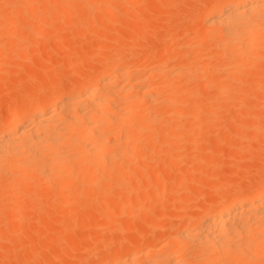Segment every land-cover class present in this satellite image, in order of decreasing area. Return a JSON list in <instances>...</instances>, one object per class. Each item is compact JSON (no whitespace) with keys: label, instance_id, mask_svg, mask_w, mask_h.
<instances>
[{"label":"rangeland","instance_id":"obj_1","mask_svg":"<svg viewBox=\"0 0 264 264\" xmlns=\"http://www.w3.org/2000/svg\"><path fill=\"white\" fill-rule=\"evenodd\" d=\"M2 1L3 0H0V2ZM8 1H10V3H15L17 1L22 2V0H7V2ZM45 1L46 0H36L38 3L37 7H39V2L43 4ZM118 1L120 2L121 0ZM137 1L134 0V2ZM139 1V5H136L137 7L134 6V3L130 5L136 7L139 13L135 12L137 11L136 8L134 9V7H130L128 4L127 6L123 5L124 7H117L118 10L112 9L111 12L104 4L106 9L103 6L104 11L101 10L96 16V19L94 18L91 22L85 21V23L83 21V19L85 20V13L82 11V15L80 10L77 12H80L79 14L81 15L76 12L71 13L69 7L72 6H70L71 4L68 6V2L65 4V7L68 12L67 14H71L72 18L68 20V24H66L68 31L65 30V32L64 30H59L60 26L58 22L55 21L57 17L59 18V15H51L56 13H54V11L57 10V7H60L59 5L62 0L60 2L59 0H53L55 6L53 3H50V6H54V9H50L48 14L49 16L51 15L50 19L52 16L53 18L51 22H49V26H42V29L39 28L36 30L38 25L39 27L41 26L38 16H36L37 19L35 16H32L33 18H30L29 21L26 20L27 22L21 19L20 22L18 21L17 24H14L15 26L8 25L11 24V20L9 19L5 21L4 24H1L2 26H6L0 29V52L2 49L4 51H2L4 54L0 58V119L7 117L15 100H22V98L26 99L32 91H34L31 93L32 96L39 97L40 94L41 96L43 95L42 87H45V85H51L53 89L57 90L64 86L65 82L68 80L80 81L83 80V78H88L93 68V70H99L102 69V67L104 69L109 65L108 63H110L109 60H111L113 52L115 54V52L118 51V48H116L117 51L113 50L114 46L120 45L118 53H123L125 49V52L130 51L132 55L130 62H133L134 64L132 63V65L134 66H144L149 64V62L150 64L151 62L152 64L158 63L160 58L163 57L161 55L162 51L165 53L167 50L170 55H178L175 59H170L167 62L168 64H164V67H171L172 64L174 65L176 63L184 65V63L189 62L188 59L191 57L190 54H193L192 58L197 56V58H195L197 61H203L206 57L205 52L209 54V52L213 51L216 47L215 38H205L206 40L203 45L201 44L202 46L198 45L199 43L197 42L195 44L189 43L188 38L196 34V31L199 33L202 28H206V25L203 26L205 24L203 19L205 18V9L207 7L209 9L214 7L210 6L214 3L216 6H219L218 3L220 1V4L222 5L223 3L224 5L223 0ZM174 1L176 5H172ZM224 1L226 2L227 0ZM56 4H58V6H56ZM129 12L131 13L129 14ZM76 14L80 17L82 16V19ZM109 15L111 18L108 17ZM49 16L46 17V20H49ZM76 16L78 19H74ZM146 16L147 20L144 18ZM9 18L11 19V16ZM135 18H140L139 22L138 19L136 21ZM79 19L82 22H76V20ZM73 20L75 23L81 25L78 26L75 23L73 25ZM69 21H71L72 24H70ZM28 22L29 26H24ZM82 23L84 25H82ZM9 26H11V28H9ZM76 26H78V28L73 29V27ZM144 28L146 29L145 31ZM57 31H62V34L64 33V35H60L59 39L56 38V34H58ZM16 32L19 36L25 33L26 39L24 35L19 37ZM78 32H80L79 35L81 36H77ZM13 33L17 36H13ZM59 33L61 34V32ZM72 33L73 35L76 33L75 37L71 35ZM172 35H175V38L171 41ZM69 36L73 37V41L70 42L71 39H68L70 38ZM22 38L25 41H23ZM114 38H118L119 45L114 44V40H112ZM103 46H105L104 49L106 50H101ZM65 49L67 50L66 52H64ZM202 49L204 51H202ZM5 50H7V52H5ZM199 50L200 52H198ZM99 51H101V53H108L110 56L106 55V57L110 59L108 60L106 58L107 60L104 59L101 60V62H96L95 60L98 56L95 52L100 53ZM110 51L112 53H109ZM150 53H153L151 54V58H149ZM185 53L190 54L186 55ZM257 54L258 55H254V59L251 58L250 62H246L244 67H242L244 69H242V72L244 71L241 73L242 76L240 75L239 78V75L223 76L222 80V77L217 76L218 79L216 82H218V84L215 83L214 85L216 86L212 85L210 88H206L207 90L204 92H197L200 82H197L196 77L199 79V77H203L207 75V73L215 76L217 75L215 70L209 72L203 69H192L193 76L189 74L192 78L195 77V80L194 78L192 80V84L190 80L187 81L189 83H184L188 75L187 73L183 74L185 79L181 81L184 82H181L183 83L182 87L174 92V97H178L179 99L184 98L185 104L181 105L182 109H180L179 106V109L177 108L178 112L175 114L171 112L170 115L169 112L165 113L166 119H163L165 121L161 120V126L158 125L160 123L157 124L161 127L158 129L162 130L160 133L158 131L159 134L154 131L153 134L151 132V135L149 134L147 135L148 137H146L151 144L153 143L159 149L155 148L157 150L151 152L147 144L146 147H144L145 144H141L142 148L140 146L139 148L141 149L138 148V151L134 152L136 157L133 155L121 166L123 172H127V170H130L129 167H132L131 171L128 172L129 174H126L127 180H130V182L127 181L125 185L126 190L134 195L133 198L135 199L131 200V202H126L124 204L126 197L123 193L117 191L119 190V183H117V177L115 181H113L114 176H116L113 175V182H110L108 191L112 194L113 198L110 197L108 200L100 201L97 205L98 208L95 209L96 214L94 212V215L97 217H91L92 219L87 222L86 225L80 224L82 228L79 227L80 225L77 223L79 220L78 216L81 214V209L84 206L95 202V192L99 190L96 186L89 192V195L88 193L85 195L88 200L83 197L82 200L85 202L84 204L81 202L83 206L80 204L76 207L71 196H69L70 199L69 197L68 199L66 198L68 205L65 213L62 215H58L55 211V207L58 205L59 195L55 197V195L52 194L51 187L41 188L43 191L42 194L44 195L43 199L46 202L49 201L48 204L45 202L41 204L39 201L36 204L37 206H35L33 200L27 196L31 201H29L28 198H24L26 201L28 200L27 202L24 200L19 201L21 206L18 213L11 212V205H13L11 202L8 203L9 205L7 206L4 205L2 209H0V264H77V262L79 264V260L81 259L85 262L88 261L86 264H99L105 261L106 255L109 252L108 250L116 248L117 245L124 244L128 240L133 241L135 244H139L141 235L147 238L153 237V240L149 243V245L152 244L153 248L148 245L145 249L152 248L155 250L164 249V251H169L175 245V239L173 237V235L176 234L175 232L181 230V227L185 228L186 225H183L187 221V223L193 221V229H197L195 224L198 225L200 222H203V220L209 219L211 214L222 204H220V202L225 198L222 196L232 195L233 193L235 195V193L237 194L243 191V189L256 190L263 185L264 49L263 51L259 50ZM86 55L88 56L87 59H91L90 61L88 60L89 62L86 59ZM135 55L136 60L133 57ZM144 55L145 57H143ZM202 55L205 57H201ZM77 56L82 59L85 56L83 65L81 64L80 66L79 62V67L78 63L75 64V62L81 60L80 58L78 60ZM186 56L190 57L188 58ZM259 56H261V58ZM216 57L213 60V64L215 63L214 65L218 66L222 63V57H219V55ZM76 59L77 61H75ZM68 63H74L70 64L72 70H76L74 73L71 69L66 70L64 68ZM72 65H75L74 67L77 68L75 69ZM66 68H68L67 65ZM69 70H71L72 73L69 72ZM52 75L53 77H51ZM38 76H40V79H38ZM44 76L48 77V79ZM228 77H231V79ZM223 81H226L225 83H227V85L228 82H231L230 85L234 84V86L236 83H241V87L244 86L242 89H244L246 93L241 95L237 94L232 85L230 87L228 86V92L226 91L225 95L217 98L220 90L219 87L224 83ZM18 83L19 85L17 86L16 84ZM258 83L260 84L259 87H257ZM192 87L193 89L195 87L194 91L193 89L189 90ZM230 88L233 90H229ZM247 89H249V91ZM187 96L190 98L192 97V99ZM46 98L48 103L54 100L50 95H47ZM197 108L200 110L198 119L194 121L187 120V118L191 117L189 113H193ZM182 116H184L185 119ZM177 119L179 121L181 120V125L183 127H186L182 128L183 131H180L176 136H173L170 135L172 133L169 134L167 131L170 127L178 125ZM175 121L176 124L173 123ZM187 124L189 125L187 126ZM156 127L155 125V129ZM148 141L147 143L150 144ZM159 145L162 146L159 147ZM134 160L138 162L135 163ZM159 166L162 167V170L159 168L157 169ZM65 179L63 175H60L58 177H52L50 179L51 181H48V183H58ZM23 181L24 180H18V182ZM36 181L40 182L37 178ZM45 182H47V180H45ZM138 184L141 185V187L135 190L136 187L139 186ZM8 188V183L5 178L1 176V193H6ZM65 191L66 189L64 192ZM64 192L62 193L64 194ZM46 195L47 198L53 195L52 197H55V200L51 197L52 201L50 198L46 200ZM90 195H92L93 198L90 197ZM23 197L24 196H22V199ZM153 197L154 199L152 200ZM17 199L19 200L20 198L15 197V200ZM40 200H42V198ZM32 202L33 204H31ZM49 204L51 205L50 207L48 206ZM110 207L116 209L112 213L113 217L111 215L107 217L108 213L106 208ZM75 208L80 211H77L78 215L75 213L76 215L74 217L77 219L75 220L74 227L63 229L66 221L72 217V211H75ZM48 209L56 215H52L53 218L51 217L50 221L47 223L44 217L46 218L45 212L49 211ZM122 211L128 212V214ZM131 213L133 214V218L130 216L132 215ZM31 224H34V226ZM121 225H123V227ZM60 228L63 229L61 232L66 234H63L65 236L61 237L62 240L57 235L60 233ZM64 230L66 231L64 232ZM67 230L70 231L67 232ZM65 240H70L72 246H69L68 241L65 242ZM25 250H30V252L32 250L31 253L28 252L30 256H28ZM23 253H25V257L26 255L28 256V260L27 258L24 260H27L25 263L23 262ZM170 256L171 257L168 258L169 264H192L193 258L196 259V254L190 251L185 253H174L170 254ZM122 257L124 256L120 255V258ZM255 260L256 262L258 261V263L264 264V256L263 258H256ZM139 261L142 263L144 262V260H127L125 264H142ZM163 261H161L160 264H164Z\"/></svg>","mask_w":264,"mask_h":264},{"label":"bare ground","instance_id":"obj_2","mask_svg":"<svg viewBox=\"0 0 264 264\" xmlns=\"http://www.w3.org/2000/svg\"><path fill=\"white\" fill-rule=\"evenodd\" d=\"M60 1L61 0H59V2ZM138 2L140 1L138 0L137 2H134V0H121L119 2L118 0H62L61 4L59 5L60 7H57V10L55 8L56 11H54V13H56L51 15H59V18L57 17L58 19L56 18V20H54L58 22V25L60 26L59 30H64L65 32V30H67L66 24H68V20L72 18L70 13L69 14L71 16L67 14L68 12L66 11L65 7V4L67 3L68 6L70 4V6H72L69 7L71 13L76 12L79 14L80 12H77L79 10L81 13L82 11L85 13V20L83 19L85 23V21L91 22L94 18L96 19L98 13L101 10L104 11V4L112 12V9H117V7L119 8L123 5L127 6L128 4L130 6L133 5V3L135 4L134 6L139 5ZM142 2L145 1L143 0ZM223 2L224 5L223 3L221 5L220 1L219 3L217 2L219 6H216L214 3L215 5H210L214 7H211L210 9L207 7L205 9V16L203 15L204 13L202 15L205 17L203 18L205 23L203 26L206 25V28H202L201 30H204H200L199 33L196 31V34H193L188 38L189 43L195 44L197 42L200 46H202L205 42V38L209 37L210 39H216V42L214 41L216 47L213 49V51L209 52V54L205 52L206 57L204 55L201 56L205 57L203 61H197V59H195L197 56L192 58L193 54L191 55L190 53H187L191 56H189L190 59H188V63H184V65H179L180 63H176L174 65L172 64L173 66L171 65V67H164L163 65L166 64L170 59L173 60L176 58V56H178L170 55L166 50L165 53L162 51L161 55L163 57L160 58L158 63L152 64L151 62L150 64L149 62V64L144 66H134L132 65L133 62H130V59L132 58L130 51L125 52V49L123 53H118L120 43L118 38H114L112 39L114 40V44L119 46L115 47L113 45L115 48H113V50L117 51L116 48H118V51L115 52V54L113 52L111 60H109V57H106V55H109L108 53H101V51H99L100 53L97 52V54L95 52V54L98 56L95 60L96 62H101V60L106 58L110 61V63H108L109 65L104 69L102 67V69L93 70V68L89 73L88 78H83V80L80 81L68 80L65 82L64 86L57 90L53 89L51 85H45V87H42V96L41 94L39 97L32 96L31 93L34 91L31 90L32 92L28 97L26 96V99L22 98V100H15L8 112L7 117L0 119V178L3 176L9 186L6 193H1L0 191V209H2L4 205H9L8 203L11 202L13 204L11 205V212L18 213L21 206L19 201L24 200L27 202L29 200L28 197L33 200L35 206H37L36 204L39 201L41 204L44 202L48 204L49 201L46 202L43 199L44 195L42 194L43 191L41 188L51 187L53 192L52 194L55 195V197L59 195L58 205L55 207V211L58 215H62L65 213L66 207L68 205V201L66 200L69 196L73 198V203L77 207V205H80L81 202L84 201L82 200L83 197H85L87 193L89 195V192L93 189V187L96 186L99 188V190L95 192V202L93 201V204L86 205L82 209L80 208L81 214L78 216L79 220L77 223H79V225H86V223L89 222L93 216H95L94 212L95 209L98 208L97 205L99 202L108 200L110 197H112V194L108 191L110 182L113 179V175H116L114 176L113 181H115L117 177L118 182L117 180L116 182L119 183V190L117 191L123 193L126 197L124 204L135 199L133 198L134 195L130 194L125 188V185L128 181L126 174L131 171L132 167H129L130 170H127V172H123L121 166L133 155L136 157L134 152H137L138 148L140 146L142 148V145L144 144V147H146V144L149 146L147 147L151 152H155L157 150L155 148L158 147H156L153 143L151 144L146 137H148L147 135H149L151 132L153 134L154 131L157 133L158 131L159 133L162 131L158 128H161L159 127L162 125L161 120L164 118L166 119L165 113L169 112V115L170 112L175 114L178 112L177 110L179 109V106L180 109H182L181 105L185 104V99L174 97V92L178 91V89L182 87L183 83L181 82L186 81L184 83H189L187 81L190 80L192 84L193 78L195 80V77L192 78V69H203L209 72H213V70L216 71L217 75L215 76L212 74L209 75L207 73V75L199 77V79L196 77L197 82H200L199 86L197 84V92H204L207 90L206 88H210V86L214 85L215 83L218 84L216 81L219 76L222 77L221 80L223 79V76L239 75V78L241 73L244 72H242V67H244L245 63H249L250 59L253 58L254 55H258L257 52H259V50L263 51L264 49V0H227L226 2L223 0ZM50 3L54 4L53 0H46L43 4H40L39 2V7H37L38 3L36 0H22V2L17 1L15 3H10V1L7 2V0H3L0 2V25L4 24L8 19L11 20V24L8 25L13 26L14 24H17L18 21L20 22L21 19L27 22L26 20L29 21L30 18H33L32 16H35V18L38 16L41 26L39 27L38 25L36 30L39 28L42 29V26H49L48 24L51 22L53 16L50 19L51 15L49 16L48 13L49 10L55 6L54 4V6L51 5V7ZM173 4L176 5L175 1L172 3V5ZM56 6H58V4H56ZM136 7H134V9ZM135 12L139 13L138 10ZM130 13L131 12H129V14ZM79 15L77 16L80 17ZM10 16L11 19L9 18ZM43 16H49L48 19L50 21L46 20V17ZM77 16L74 19H78ZM108 17L111 18L110 15ZM144 18L146 19L147 16ZM139 20L140 18L138 19V22ZM69 22L72 24L71 21ZM76 22L82 21L79 19L76 20ZM74 23L75 22L73 20V25ZM75 24L78 26L81 25L79 23ZM27 25L29 26V22L24 26L27 27ZM82 25L84 24L82 23ZM5 26L1 25L0 29L1 27ZM11 26H9V28H11ZM78 26L73 27V29L78 28ZM145 30L146 29L144 28V31ZM59 32H61V34ZM59 32L56 34L57 39L60 38V35H64V33L62 34V31ZM79 33L80 32L77 33V36H81ZM17 35L14 34L13 36ZM23 35L26 39L25 33ZM71 35H73V33ZM75 35L73 36L75 37ZM173 38H175V35H172L171 41ZM68 39H71L70 42L73 41V37ZM22 40L25 41L23 38ZM104 47L105 46H103L101 50H106ZM66 49L64 52L67 51ZM7 50H5V52H7ZM2 51L0 52V58L4 54V51ZM202 51L204 50L202 49ZM198 52H200V50ZM109 53L112 52L110 51ZM151 54L153 53H150V57L148 56L149 58H151ZM218 55L219 57H222V60L220 58L222 63L220 64L218 62L220 65L215 66V63L213 64V60ZM77 57L78 60L79 58L81 59L80 61H77V59L75 60L77 61L75 64L78 63L79 67V62L80 66L81 64L83 65L85 56L83 59L79 56ZM133 57L135 59L136 55ZM143 57H145V55ZM259 57L261 58V56ZM87 58L88 56L86 59ZM88 60L90 61L91 59H87V61ZM68 64H66L68 68H66V65L64 68L66 70H72L70 64L74 63ZM72 66L74 67L75 65ZM71 70H69V72H71ZM75 71H73V73ZM185 73H187L189 78L187 77V79H185V76L183 75ZM189 74H192V76ZM39 77L40 76H38V79H40ZM51 77H53V75ZM45 78L48 79V77ZM228 78L231 79V77ZM183 79L185 80L181 81ZM223 82L224 83L219 87L220 90L217 98L225 95L226 91L228 90V86L230 87L232 85V87L235 88L237 94L241 95L246 93L244 89H242L244 86L241 87V83H236L234 86V84L230 85L231 82H228V85L225 83L226 81ZM16 85L18 86L19 83ZM257 85V87L260 86L259 83ZM231 88L229 90H233ZM191 89H193V87L189 90ZM194 90L195 87L193 91ZM247 90L249 91V89ZM47 95H50L54 98L51 103L47 102ZM190 99H192V97ZM199 111V108H197L195 111H193V113H189V115L191 114V117L188 115L190 119L187 118V120L194 121L195 119H198L200 113ZM178 121V125L174 126L173 124L174 127H170L171 129H168L167 132H169V134L172 133L170 135L176 136L178 133H180V131H183L182 128L186 127L181 125V120L179 122ZM173 123L176 124V121ZM155 125L157 126L156 129ZM188 125L189 124H187V126ZM147 141L150 144H148ZM161 146L159 145V147ZM134 161L135 163L138 162L136 160ZM158 168L161 169L162 167L159 166L157 169ZM60 175H63L66 179L58 183H48V181H51L50 179L52 177L54 178ZM36 178L40 182L36 181ZM18 180L24 181L18 182ZM45 180H47V182H45ZM128 182H130V180ZM140 187L141 185L136 187L135 190ZM65 189L66 191L64 192ZM62 192H64V194ZM241 192L237 194L235 193V195L233 193L232 195L222 196L225 197L223 201L220 202V204H222L215 212L212 213L213 215L211 214L210 216L209 214V219H202L203 222L198 224L200 226L195 224L197 229H193V221H189V223H187V221L183 225H186L185 228L181 227V230H177L178 232H175L176 234L173 235L175 239V245L169 251H164V249H152V244L149 245V243H151L153 237L151 236L147 238L146 236L141 235V238L139 237V244H135L133 241L128 240L126 243L121 245L119 244L116 248H111L108 250V254L107 252V255L105 254V261L99 264H125L127 263V260H144L143 263L139 261L142 264H160V262L164 260V264H169L168 258L171 257L170 254L185 253L187 251L196 254V259L193 258L194 260L191 262L192 264H261L258 263V261L256 262L255 259L263 258L264 256V184L256 190L243 189ZM22 196H24L23 199ZM52 196L48 197L54 199L55 197L53 198ZM15 197L20 199L15 200ZM45 197L46 200H49L47 195ZM90 197H92V195H90ZM24 198H28V200L26 201ZM41 198L42 200H40ZM51 198L50 200L52 201ZM85 198H87V196ZM153 199L154 197L152 200ZM86 200H88V198ZM33 202L31 204H33ZM84 203L85 202H83V204ZM48 206L50 207L51 205L49 204ZM114 210L116 209L112 207L106 208L108 213H106L107 217L108 215L113 217L112 213ZM77 211V209L72 211V217L66 221L63 229L74 227L75 220L77 219H75L74 216L76 215L75 213H77ZM126 213L128 214V212H125V214ZM52 215L56 214L50 212V210L45 212L46 218L44 217V219L47 223L50 221L51 217L53 218ZM130 216L132 217L133 214ZM96 217L97 216H95V218ZM31 225L34 226V224ZM81 226L82 225L79 227ZM121 226L123 227V225ZM63 229H61L60 233L57 234L60 238L66 235L65 233L61 232ZM70 230H67V232ZM65 231L66 230H64V232ZM67 241L68 240H65V242ZM70 242L71 241L69 240L68 244L69 246H72V242ZM148 245L152 248L145 249ZM25 252L31 253L32 250L31 252L30 250H25ZM29 253L28 256H30ZM24 255L25 253H23L22 256L24 258L23 262L25 263L28 260V256L26 255L25 257ZM120 255H123L124 257L120 258ZM26 258L27 260L24 261ZM83 259L87 260L86 258ZM86 263H88V261L85 262L82 259L79 260V264Z\"/></svg>","mask_w":264,"mask_h":264}]
</instances>
